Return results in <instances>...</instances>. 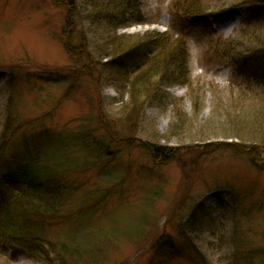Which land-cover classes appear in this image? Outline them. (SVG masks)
Here are the masks:
<instances>
[{
	"label": "rangeland",
	"instance_id": "obj_1",
	"mask_svg": "<svg viewBox=\"0 0 264 264\" xmlns=\"http://www.w3.org/2000/svg\"><path fill=\"white\" fill-rule=\"evenodd\" d=\"M249 2L0 0V164L43 134L51 162L100 155L60 179L47 233L85 250L66 264H264L263 158L209 149L264 138V85L217 47L264 49ZM231 10L243 20L222 26ZM0 264L40 263L0 240Z\"/></svg>",
	"mask_w": 264,
	"mask_h": 264
},
{
	"label": "trees",
	"instance_id": "obj_2",
	"mask_svg": "<svg viewBox=\"0 0 264 264\" xmlns=\"http://www.w3.org/2000/svg\"><path fill=\"white\" fill-rule=\"evenodd\" d=\"M131 1L125 0V5H129ZM259 2L264 3V0H250L251 5H256ZM125 5L123 3V6ZM135 11V14L140 15L139 5H136ZM167 35L165 32L157 33L154 36V41ZM217 47L220 49L219 56L228 61L235 73L255 79L264 85V73L257 70L258 65L261 66L258 58L264 56L262 47H247L243 43L235 45L234 39L231 38H228L223 44H218ZM118 54L116 53L115 57ZM113 61L118 63L117 60ZM186 75L184 73L185 79H187ZM257 135L249 133L250 137L247 141L237 138L239 136L235 137L240 141L239 145L221 141L215 147L208 146L212 151L223 150L236 155L256 154L259 158L262 156L264 161V138L261 139ZM43 139L46 141L47 135L43 134ZM43 139H40L43 142H40L41 145L33 146L35 144L31 142L29 146L32 148L27 146L25 153L20 157L10 158L7 162H2L4 165L0 164V240L20 247L27 257L37 263L66 264L67 261L71 262L75 257L82 258V251L85 250L81 244L55 240L47 233V224L58 221L61 218V210L66 214L64 201L69 196L70 188L60 179L67 171H75L81 166L88 167V164L94 163V159H99L100 155L98 153L93 160L85 162V165L51 162L48 154L42 152L45 143ZM108 143L111 144V142ZM61 144L66 147L62 137ZM102 147L105 149V146L102 145ZM157 149L156 153L171 158L172 151L170 149ZM206 149L203 147L204 151H207ZM106 151H108L107 147ZM250 161L254 160L250 158ZM175 253L177 252L172 249L167 254L171 256Z\"/></svg>",
	"mask_w": 264,
	"mask_h": 264
},
{
	"label": "bare ground",
	"instance_id": "obj_3",
	"mask_svg": "<svg viewBox=\"0 0 264 264\" xmlns=\"http://www.w3.org/2000/svg\"><path fill=\"white\" fill-rule=\"evenodd\" d=\"M241 10H231L230 12L226 13L223 19L220 20L222 26L228 24H237L241 20Z\"/></svg>",
	"mask_w": 264,
	"mask_h": 264
}]
</instances>
